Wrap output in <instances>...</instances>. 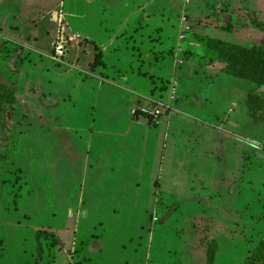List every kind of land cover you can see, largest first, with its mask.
Returning <instances> with one entry per match:
<instances>
[{"label": "rangeland", "instance_id": "rangeland-1", "mask_svg": "<svg viewBox=\"0 0 264 264\" xmlns=\"http://www.w3.org/2000/svg\"><path fill=\"white\" fill-rule=\"evenodd\" d=\"M212 41L258 51L229 52L228 61ZM117 59L130 72L119 77L128 75V97L135 88L165 99L176 87L170 137L169 110L141 119L146 132L129 137L131 150L113 129L114 116L127 123L124 112L111 113L123 91L91 71L110 73ZM91 105L97 134L82 164L65 152L78 148L74 133L59 143L65 128L53 123L61 107L59 121L89 129ZM82 196L96 206L81 233L101 236L83 249L98 245V259L264 264V0H0V264H34L36 229L66 242L65 204ZM128 238L136 252L123 247ZM46 248L48 264H66L61 250Z\"/></svg>", "mask_w": 264, "mask_h": 264}, {"label": "crops", "instance_id": "crops-1", "mask_svg": "<svg viewBox=\"0 0 264 264\" xmlns=\"http://www.w3.org/2000/svg\"><path fill=\"white\" fill-rule=\"evenodd\" d=\"M108 44H110V43H108ZM121 59L120 60H118V59L117 60H113V63L109 64L110 71H112V72L109 73V72L106 71V73L102 74V71L94 69V70L91 71V76L94 77L98 81V83L101 84L102 86H103L104 83H108L109 85H113L112 89H117V90H122L123 91L122 94L120 93V95L115 98V101L118 102V106H117L118 108L117 109L112 108L113 111H111L110 109H107V108H104V110H107L108 112L111 111V113H113V112H115V113L124 112L125 113V117H126V122L127 123L123 124L120 120H117V118H118L117 116H114V118H115L114 120L115 121H114L113 129H115L117 127L118 128H122L117 133H120L121 136L126 138L124 141H125V143L127 145V149L131 150L132 147H130V143L132 141H134V140H130L129 137H133V138H138L139 139V135L144 133V132H146L144 130L145 121L148 120V118L146 116H142V115L137 117V118H135V111L138 110V108H137L138 106L150 105V102L153 99H149L150 95H148V94L146 96L143 95V97L140 96L139 91H137L135 88H133V89L136 92L135 93L136 98L128 97L129 92H131V90H132L131 87H129L128 85H125V84L128 83L127 82V80H128L127 76L128 75L125 73L122 81L119 79V77H121L120 76L121 75L120 74V69L122 68L121 65H120ZM122 66H124V63L122 64ZM122 70H127V73H130L128 71V69H126V68H124V69L122 68ZM81 78L85 79V78H87V76L84 75V76H81ZM169 78L171 80L172 79L175 80V77H173L172 75ZM170 86H173V84H170L169 87ZM200 86H202V88H200V91L204 93V91L206 90L205 87L210 86V82H207V83L204 82V85L200 84ZM175 90H176V93H177L176 87H175ZM164 92H166V94H167L165 99H163L161 93H160L159 97L152 96V98H154V100H159V101H162L164 103H170L171 104V102L169 100V88L166 91H164ZM36 102L39 104V101L37 99H36ZM173 104H174V102H173ZM71 105H72V101H71L70 104H68V106H71ZM91 109H92V113H95L96 112L95 110H97V107H95V105H91ZM172 109L173 108L169 109V112H168L169 114L167 115L168 116L167 117V122L165 123L166 130L164 131V136L165 137H167V136L170 137L169 131H167V129H169L170 126L172 125V123H174V120L171 123V118L176 113H175V111H171ZM116 110H117V112H116ZM60 111H61V107L57 108V111H56V114H57L56 121H57V123H53V126L55 124H58V125H60V127L65 128V129L61 130V132L59 134V136H63L64 135L63 137H61V138H63L62 140L59 139V141H62V142H59V143H63V141L65 142L67 140L68 137L65 135L66 132H70L69 135H72L74 133L73 136H74V139H76L75 145L78 148H76V149L74 147L73 148H69L67 146V148L65 149V152L67 151L69 154H71L73 156V158H75L76 160H80L81 163L83 164L84 160L86 159L87 153L90 152L89 149L91 148L92 143H94L93 137L95 136V134H97V133L94 134V128H95V125H96L95 124V119H96L97 113H95V114H93V116H91L93 119H92V123L89 124V129H85V128L81 127L80 128L81 130L77 131L76 129H73L69 125L68 122H65V121H62V120L59 121L60 120V117H59L60 116ZM143 117L147 118V120L145 119L144 121H141V119ZM109 120L110 119L107 117L106 121L102 122L100 124V126L101 127H107L109 125V123H110ZM44 124L46 125L47 123L44 122ZM44 124H42V125H44ZM155 125H157V124H155ZM237 125H239V123ZM67 129L70 130V131H68ZM64 131H65V133H64ZM96 131L100 132L102 134H110V132H111V131L109 132L108 130H96ZM75 134L77 135V137H76ZM225 134L227 136L231 137L232 139H235L236 137H238L236 135V132H227L226 131ZM59 143H57V144H59ZM82 143L85 144L84 145L85 147L82 146ZM86 144H87V146L90 145V147H87ZM81 146H82V148H81ZM252 146H253V144L251 142H249V144H247L245 146V149L248 148V150H249L250 148H252ZM56 147H53V148L56 149ZM56 151H57V149L54 150L51 154L55 153ZM241 154L242 153H240V155ZM240 155H239V158L241 159ZM162 159H163V157L161 155L158 158V161L159 160L162 161ZM47 160H48V158H47ZM43 163L45 164L44 161H43ZM144 165H145V169H144L143 172H145L146 176L150 175L151 171H152V168H151V162L149 161V159L145 161ZM160 168H162V166ZM45 176H46V174H45ZM240 179H241V177L238 180L239 182L241 181ZM157 180H159V177H155L154 181H153V179H151V182L153 183V186H154V189L152 191H155L157 188L160 187V186L158 187L159 184L157 183ZM141 183H142V181H141ZM136 184L140 185V183H138V182ZM90 201H94V200H87V199H85L84 196H82L80 198H77L74 201L69 200L65 204L66 209H67L65 218L67 220L71 221L73 223V226L70 227L68 240H66V242H65L64 241L65 237L62 240V237L59 235L58 237L61 239V240L59 239L60 243H59V245H57V247L55 246L56 248H52V251H56V250L60 251L61 250V253L63 254V257L66 260V264H68V261H70V260H71V264H75V263H79V262H81V264H129L127 262V260H125L122 263V261L121 262H116V261L115 262H110L111 260H108V259H102V258L98 259L94 255V253L91 252V251H93L95 249V247H98V245H95V244H94V246H92V249L90 250V253L87 252V251H84L83 247L85 245V241L88 240V236L90 238H93V239L94 238L95 239L101 238V236H98V233L94 232V231H92V232L89 231L88 233H87V231H83L81 233V228H80L81 227V223L86 222L87 220L91 221L92 214H93V208H95V206H96L95 204H93ZM98 224L103 225V224H101V222L98 223ZM89 225H91V224H89ZM95 226L96 225H94V227ZM105 228L107 229L106 226H105ZM86 233H87L86 237H84L83 239L80 238L81 234L85 235ZM99 233H101V232H99ZM95 239H94V241H95ZM128 240H129L130 243H128L127 245H123V247L127 246L129 250H131L132 252H136L137 251L136 247H137L138 243L131 244L132 243V239L128 238ZM35 249H36V247H35ZM96 252H98V251H96ZM133 254H135V253H133ZM51 257H53V256H51ZM71 257H73V259ZM49 258H50L49 257V253L47 252L44 255V258H43V261L41 262V264H48ZM132 264H134V263H132ZM142 264H154V263H151L149 261V262L142 263Z\"/></svg>", "mask_w": 264, "mask_h": 264}, {"label": "trees", "instance_id": "trees-1", "mask_svg": "<svg viewBox=\"0 0 264 264\" xmlns=\"http://www.w3.org/2000/svg\"><path fill=\"white\" fill-rule=\"evenodd\" d=\"M209 49L212 51H216V53L219 54L218 57L219 56H225V60H228V61L232 60L231 57H229V55H228L229 52H233L234 54H237L239 56H247V55H251V54L254 55L256 53V51H258V50H256V48L255 49H249L246 47L237 46V45H234L231 43H224L221 41H212L211 47H209ZM97 65H102L101 52H98L95 55L94 61L92 63V67L95 68ZM168 88H169V86H168ZM176 100H177V98H176ZM176 100L174 102H176ZM138 115L139 116L140 115L145 116V114H142L139 110H136L135 111V118H137ZM148 120H151V118H148ZM15 198H16V195H15ZM34 241H35V245H36V255L34 258V264H40L43 261L44 255L48 252L46 246H50L51 247L50 250H52L53 247L55 248V246L59 245V243H60L59 238L53 232L48 231L46 229H36L34 231ZM44 241L46 243H44ZM47 243H49V244L45 245ZM262 251H264V250H262ZM50 254H51V252H50ZM261 256H264V253H262ZM243 264H257V263L253 259L247 258L244 260Z\"/></svg>", "mask_w": 264, "mask_h": 264}, {"label": "built area", "instance_id": "built-area-1", "mask_svg": "<svg viewBox=\"0 0 264 264\" xmlns=\"http://www.w3.org/2000/svg\"><path fill=\"white\" fill-rule=\"evenodd\" d=\"M59 46L56 49V52L58 54H62V45L58 43ZM177 95H176V90L174 86L169 87V100L170 103H164L159 100H152L150 102V105H142L138 106V110L142 113L145 114L147 118H151L153 122L157 121L160 116L162 115L163 111H168L170 108H173V102L175 101Z\"/></svg>", "mask_w": 264, "mask_h": 264}]
</instances>
